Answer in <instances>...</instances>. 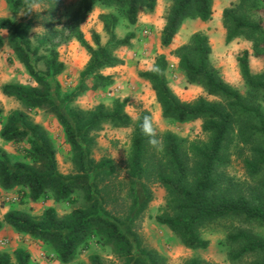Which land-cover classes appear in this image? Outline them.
Returning <instances> with one entry per match:
<instances>
[{
    "label": "trees",
    "instance_id": "1",
    "mask_svg": "<svg viewBox=\"0 0 264 264\" xmlns=\"http://www.w3.org/2000/svg\"><path fill=\"white\" fill-rule=\"evenodd\" d=\"M5 1L13 14L30 12L36 5H43V12L33 13L27 22L0 18V32L8 33L11 50L35 83V86L9 83L2 88L3 94L16 99L22 109L4 118L0 107V136L4 142L21 149L26 161L14 160L0 147V191L13 193L18 189L21 193L18 196L29 203L55 201L71 205L77 203L75 196L80 192L86 206L74 208L65 216H59L51 207L41 218L10 209L0 217V232L8 226L18 235L43 242L54 250L61 264L73 262L79 249H86L91 240L113 249L116 261L112 264H169L157 251L142 246L138 234L144 211L152 199L144 181L152 179L167 191L166 206L156 221L170 228L183 246L191 250L207 249L210 236L231 224L233 231L226 234V240L239 246L230 255L232 261L249 254L264 255L263 238L234 226L236 221L264 225V204H254L236 194L233 184H227L220 173L232 146L239 152H248L245 163L252 175L264 169V74H252L248 51L238 58L248 87L247 96L227 84L212 66L209 37L202 33L195 34L177 51V56L188 81L202 86L209 96L220 101L211 102L203 97L194 102L181 100L169 86L165 56L158 57L152 70L141 73L154 90L165 119L177 123L202 120V129L209 137L204 143L188 142L166 133L160 136L164 147L159 157L139 129L142 117L149 112H142L135 124L126 112V100L117 99L111 108L100 105L89 111L71 106L82 93L112 83L102 72L123 64L114 51L130 45L135 36L128 33L124 39H117V27L121 21L136 25L140 14L155 11L158 0L80 1L69 28L90 58L80 73L77 91L70 93L62 92L60 85L54 87L50 81L66 70L53 39L54 16L61 0ZM98 4L109 10L101 16L108 36L106 44L99 33L93 34V44L90 43L79 28ZM258 5L264 6V0H240L236 7L224 10L223 23L227 44L244 38L254 44L255 56L261 57L264 23L255 15ZM249 6L253 9L249 10ZM212 15L213 0H173L162 30V46L172 44L185 20L207 22ZM34 23L47 30L38 46H34L30 37ZM44 45L47 53L40 55ZM38 64L43 65L42 70ZM36 111L53 115L62 126L72 150L75 174L64 175L59 171L56 145L47 130L33 120L31 113ZM105 123L120 128L135 126L127 166L131 186L127 190L112 158H94V133ZM0 264H31V255L25 248H18L12 255L0 252ZM91 264L105 263L94 254ZM184 264L211 263L196 257Z\"/></svg>",
    "mask_w": 264,
    "mask_h": 264
},
{
    "label": "rangeland",
    "instance_id": "2",
    "mask_svg": "<svg viewBox=\"0 0 264 264\" xmlns=\"http://www.w3.org/2000/svg\"><path fill=\"white\" fill-rule=\"evenodd\" d=\"M80 1L61 0L58 12L54 16L56 28L53 32L54 44L58 50L60 61L66 65V70L59 76L51 77L50 81L54 87L60 85V90L65 93L77 91L81 80L80 73L90 58L88 52L71 36L69 28V21L78 10ZM172 3L173 0H158L155 11L140 14L138 22L134 26L129 25L126 21H121L116 29L117 39H124L128 33L135 35L130 45L118 47L114 51L116 57L121 59L123 64L104 70L103 75L109 76L112 83L108 86H98L77 96L71 105L73 108L85 111L95 109L100 105L111 108L115 100H126L128 102L126 112L135 124L141 113L147 111L155 117L160 136L173 133L188 142L204 143L208 141L209 137L202 129V120L177 123L163 117L155 92L150 83L141 77V73L152 70L158 57L165 56L168 61L167 79L169 86L181 100L194 102L203 97L208 101L217 102L220 100L209 96L202 86L191 84L188 81L184 70L181 68L177 51L186 46L197 33L208 36L212 48L210 56L212 66L219 71L221 78L227 84L243 96H247L248 87L242 77L238 58L243 52L248 51L252 74L261 75L264 74V54L261 57H256L254 44L244 38H239L230 44L226 43L223 12L227 8L236 7L240 0H213V15L209 21L185 20L172 44L169 47H163L161 43L162 30ZM249 7V10L253 9L251 6ZM37 12H43V5L33 6L30 12L13 14L8 9L6 1L0 0V18L27 22L33 13ZM107 13L109 10L98 4L93 13L79 25L86 40L90 43L93 44L92 36L94 33L101 35L103 44L108 41L101 20V16ZM255 15L260 17L264 23L263 5L257 6ZM45 34H47L45 28L40 24H33L30 37L34 46L40 44L39 41ZM0 40L3 41V46L0 47V107L4 110L3 116L5 118L10 112L22 109V106L16 99L3 94V86L9 83L35 86V83L11 50L9 35L6 31L0 32ZM45 47L47 45H44L40 55L47 53ZM38 68L42 70L43 65L38 64ZM92 83V80L88 81L90 86ZM31 116L36 123L47 130L53 139L57 148L56 158L59 171L64 175L75 174L72 150L66 142L64 130L57 119L44 111L32 112ZM1 128L0 125V131ZM134 131V125L120 128L105 123L101 129L94 133L96 142L93 150L94 158L101 160L104 157H110L116 162L125 190L131 186L127 166ZM0 147L6 150L14 160L26 161L21 149L4 142L1 136ZM152 148L153 146L151 150ZM155 151L156 156L160 157L161 150L156 149ZM248 157V152H239L232 146L228 160L220 168V173L226 179L227 184H233V190L236 194L245 196L254 204H264V169L252 175L245 163ZM145 182L151 191L152 199L144 211L143 221L139 226L140 243L144 247L157 251L167 259L169 264H184L188 259L196 257H200L211 264H261L264 261L263 254H249L238 261L230 259V255L239 249L238 245L226 240V234L233 231L231 224H227L226 228L222 227L216 234L210 236L211 244L207 249L191 250L186 248L170 228L160 225L156 221V217L162 214L167 203L166 189L152 179L145 180ZM10 194L12 196L21 195L18 189ZM75 198L77 203L71 205L67 202L58 203L55 201L29 203L25 197L20 198L17 203H7L0 197V217L3 218L10 209H20L36 218H41L45 210L51 207L56 210L59 216H65L71 213L74 208L86 206L82 193L78 192ZM234 226L236 229H244L264 239V225L236 221ZM18 248H25L30 253L31 264H61L50 246L30 236L18 235L11 227L5 226L0 232V252L12 255ZM94 254L99 255L105 264H112L116 261L113 249L109 245H101L98 240H91L86 249H79L75 260L70 264H91V257Z\"/></svg>",
    "mask_w": 264,
    "mask_h": 264
},
{
    "label": "clouds",
    "instance_id": "3",
    "mask_svg": "<svg viewBox=\"0 0 264 264\" xmlns=\"http://www.w3.org/2000/svg\"><path fill=\"white\" fill-rule=\"evenodd\" d=\"M140 132L147 138L148 143L158 151L164 147L162 138L159 135L155 123V117L151 114H145L139 124Z\"/></svg>",
    "mask_w": 264,
    "mask_h": 264
},
{
    "label": "built area",
    "instance_id": "4",
    "mask_svg": "<svg viewBox=\"0 0 264 264\" xmlns=\"http://www.w3.org/2000/svg\"><path fill=\"white\" fill-rule=\"evenodd\" d=\"M0 197L2 198L4 202H7V203H17L20 201V197L18 195L12 196L10 193H7V192L4 193L0 191Z\"/></svg>",
    "mask_w": 264,
    "mask_h": 264
},
{
    "label": "crops",
    "instance_id": "5",
    "mask_svg": "<svg viewBox=\"0 0 264 264\" xmlns=\"http://www.w3.org/2000/svg\"><path fill=\"white\" fill-rule=\"evenodd\" d=\"M26 248V247H25Z\"/></svg>",
    "mask_w": 264,
    "mask_h": 264
}]
</instances>
